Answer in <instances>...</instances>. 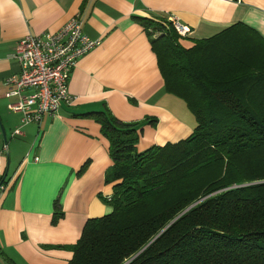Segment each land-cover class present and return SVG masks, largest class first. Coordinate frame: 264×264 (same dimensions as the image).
<instances>
[{"label": "trees", "instance_id": "1", "mask_svg": "<svg viewBox=\"0 0 264 264\" xmlns=\"http://www.w3.org/2000/svg\"><path fill=\"white\" fill-rule=\"evenodd\" d=\"M132 18L195 124L138 151L142 121H121L104 103L80 114L108 143L111 191L100 198L110 211L58 246L71 252L66 264H264V37L237 21L185 48L166 17ZM61 215L56 197L51 222Z\"/></svg>", "mask_w": 264, "mask_h": 264}, {"label": "crops", "instance_id": "2", "mask_svg": "<svg viewBox=\"0 0 264 264\" xmlns=\"http://www.w3.org/2000/svg\"><path fill=\"white\" fill-rule=\"evenodd\" d=\"M167 14L188 28L179 41L185 48L237 21L264 37V0H0V99L6 103L4 81L18 69L11 55L19 37L53 32L79 15L82 33L99 41L69 72V106L23 125L21 113L13 112L18 118L7 129L17 142L11 143L15 164L0 195V264H66L71 252L58 246L74 243L87 218L110 211L100 198L111 191L103 180L111 164L108 143L99 125L80 114L104 103L121 121H142L138 151L191 132L189 110L165 91L155 55L132 18ZM15 129L20 134L11 136ZM3 142L10 159L6 133ZM56 197L62 215L52 223Z\"/></svg>", "mask_w": 264, "mask_h": 264}, {"label": "built area", "instance_id": "3", "mask_svg": "<svg viewBox=\"0 0 264 264\" xmlns=\"http://www.w3.org/2000/svg\"><path fill=\"white\" fill-rule=\"evenodd\" d=\"M175 32L186 37L188 28L167 14ZM79 15L53 32L27 33L16 40L11 58L18 69L5 79V97L10 112H20V123H38L44 115H53L60 106H69L72 97L67 79L75 61L99 43L81 31ZM20 134L15 129L11 136ZM6 188L0 184V195Z\"/></svg>", "mask_w": 264, "mask_h": 264}, {"label": "rangeland", "instance_id": "4", "mask_svg": "<svg viewBox=\"0 0 264 264\" xmlns=\"http://www.w3.org/2000/svg\"><path fill=\"white\" fill-rule=\"evenodd\" d=\"M181 39H184V38H181ZM6 99L8 101L11 98H6ZM178 101H180L181 104L183 103L182 100H180V99H178ZM5 103H6V101L4 99H0V162H1L0 176H3L4 174H7L6 177H8L11 174V172H12V170L14 168V164H15L14 157L11 156V151H10L11 143H13L15 141L17 142V140L14 137H12L13 139H9V130L7 128H9L8 125L11 123L10 119H12L13 117L18 118V114H15L13 112L8 111L6 109ZM188 114L191 117L192 121H194V118H193L192 114L189 111H188ZM2 132H3L4 136H5V133H6L8 150L10 151V159H9V156H8V153H7L6 142H3V134H2ZM139 135H140V133L137 134L138 138H139ZM138 138H137V140H138ZM143 139H145V138H143ZM136 143H137V141H136Z\"/></svg>", "mask_w": 264, "mask_h": 264}, {"label": "water", "instance_id": "5", "mask_svg": "<svg viewBox=\"0 0 264 264\" xmlns=\"http://www.w3.org/2000/svg\"><path fill=\"white\" fill-rule=\"evenodd\" d=\"M6 174L3 175V178L5 177Z\"/></svg>", "mask_w": 264, "mask_h": 264}]
</instances>
